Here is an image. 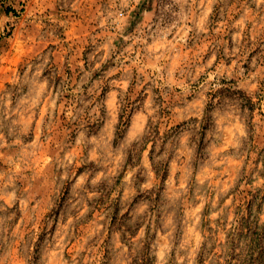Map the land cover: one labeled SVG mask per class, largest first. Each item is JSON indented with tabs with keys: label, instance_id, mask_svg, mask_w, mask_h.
I'll return each mask as SVG.
<instances>
[{
	"label": "rangeland",
	"instance_id": "374dc122",
	"mask_svg": "<svg viewBox=\"0 0 264 264\" xmlns=\"http://www.w3.org/2000/svg\"><path fill=\"white\" fill-rule=\"evenodd\" d=\"M0 94V264H264L261 0H0Z\"/></svg>",
	"mask_w": 264,
	"mask_h": 264
},
{
	"label": "clouds",
	"instance_id": "9594fccd",
	"mask_svg": "<svg viewBox=\"0 0 264 264\" xmlns=\"http://www.w3.org/2000/svg\"><path fill=\"white\" fill-rule=\"evenodd\" d=\"M261 2H264V0H261ZM50 100L54 101V98L49 96ZM20 102L23 103L24 102V98L20 97ZM11 103V97L8 94H0V127H3L4 125V120L5 118L9 117L10 115V109H9V104ZM30 110V109H29ZM18 123L17 120H12L9 127L10 130L14 131L15 130V126ZM142 134H147V133H143ZM180 135L184 136L185 139L188 138V136L190 135V133H185L183 130L181 131ZM0 139H2V136H0ZM159 159H166L165 157H160ZM163 211L167 212L169 211V209L164 208L162 209ZM174 211V209L172 210ZM157 264H159V261L157 262Z\"/></svg>",
	"mask_w": 264,
	"mask_h": 264
}]
</instances>
